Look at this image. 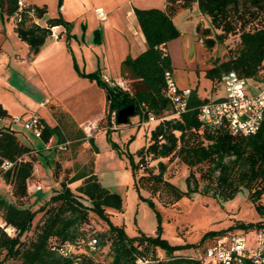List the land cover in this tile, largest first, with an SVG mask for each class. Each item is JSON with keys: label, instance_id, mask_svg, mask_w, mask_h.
<instances>
[{"label": "trees", "instance_id": "16d2710c", "mask_svg": "<svg viewBox=\"0 0 264 264\" xmlns=\"http://www.w3.org/2000/svg\"><path fill=\"white\" fill-rule=\"evenodd\" d=\"M166 8L134 9L139 26L146 38L147 48L138 56L128 54L121 63L122 76L131 80L132 91L111 86L104 81L100 69L86 73L82 71L73 56L74 68L81 77L96 81L105 90L107 99L108 132L112 130V116L120 109L134 104L141 121H148L150 115L160 120L150 131L148 142L138 151L139 160L134 163L135 185L148 189L152 194L165 192L171 197L172 204L184 196L194 193L211 194L220 201L233 198L240 190L249 191V199L264 216V121L260 130L252 135H233L227 127H214L203 122L199 117L200 107L209 102L208 97H201L197 89H191L186 111L172 116L174 103L167 94V71L173 73V61L168 52V43L181 36L182 32L173 20L180 10L198 5L200 12L207 16L211 26L220 30L212 37V27L197 31L206 48H213L216 43H223L232 34L239 35V44L231 50L227 61L217 62L206 71V76L213 82L220 83L224 73L235 70L245 78H259L264 71V0H165ZM63 0H59L61 8ZM36 18H43L47 5H31ZM17 9V0H0V13L8 18ZM54 25L65 26L70 39L72 24L62 15L48 18L46 25L36 23L28 13L23 21L15 25L18 37L29 47V56H37L51 35ZM98 42L100 30L98 31ZM69 46V45H68ZM2 47L0 45V53ZM61 112L68 116L60 106ZM11 117L8 109L0 102V120ZM43 124L42 140L47 144L57 136L59 142H65L60 125L51 126L41 118ZM78 144L83 143L85 135L80 132ZM82 137V138H81ZM97 153L98 147L93 137L88 138ZM25 144L11 125L0 126V176L10 183L14 201L0 192V218L17 228L16 236H9L0 229V264L13 260L17 264H96V256L108 246L109 264H206L204 259L191 256L173 255L165 240L157 235H148L139 230L137 236H129L123 226L115 224L110 209L122 211L124 199L118 192L105 187L95 170V158L90 166L81 169L63 168L60 160L53 161L55 175L60 179V191L41 205L43 212L40 221L30 235L35 210L26 206L29 196V181L33 179L35 163L41 149ZM28 156V158H25ZM178 158L190 169L186 177V188L182 189L165 178L168 163L164 159ZM5 160L14 162L9 169H3ZM149 160H158L157 171L149 166ZM206 165L200 179L192 170ZM143 173L137 177V171ZM63 173V176L60 174ZM204 184L201 186V181ZM79 182L76 191L71 184ZM86 197L90 206L80 199ZM149 203L155 206L154 200ZM105 221L108 228L93 233L87 225L91 222V213ZM241 228H264V219L256 223L238 224ZM231 227L229 229H234ZM209 231L205 240L226 232ZM96 238L98 250L91 251L86 243ZM76 244V251L64 256L58 247L65 243ZM168 250V255L161 258L158 246ZM211 264V263H208ZM222 264V263H215Z\"/></svg>", "mask_w": 264, "mask_h": 264}, {"label": "rangeland", "instance_id": "374dc122", "mask_svg": "<svg viewBox=\"0 0 264 264\" xmlns=\"http://www.w3.org/2000/svg\"><path fill=\"white\" fill-rule=\"evenodd\" d=\"M46 1L49 5L46 18H49L53 16L52 12L55 15L58 13V0ZM80 4L83 11L75 16L74 21L77 23L79 41H82L83 35V30L80 27L84 18L82 14H85V18L89 22L90 27L86 40L94 50L90 49L88 44L86 45L88 48L85 49L87 58L85 64L86 70L93 71V68L98 67L97 53L104 58V54H106L107 49H110V46L115 52L116 48L121 47L124 43V38L129 35L125 31L123 36L114 35L111 32L104 33V42L98 45L97 37L100 27L97 22L100 21L95 8L100 5V2L81 0ZM190 11V15L195 20L193 24L185 18L189 11H182L176 18L183 35L180 40L172 42L169 49L174 62V78L181 87L197 89L201 97L214 100L217 96L225 93V88L222 82L216 83L209 79L206 76V71L217 62L227 61L230 58L231 50L238 47L239 35L232 34L225 42L216 43L213 48L208 49L197 31V26L200 25L202 29L212 27L211 22L207 16L200 13L198 8ZM119 15L122 16L121 12ZM201 17L203 18L201 19ZM84 22L86 21L84 20ZM13 27L15 29L13 20L0 13V45L4 53L2 59L7 63L14 57L18 60L22 59V56L30 58L29 54L27 55L25 52V48H21L16 42L18 40L12 34ZM219 32L220 30L212 27L211 36L215 38ZM58 33L60 37L63 36L60 32ZM100 33L103 36L101 31ZM79 41L74 40L73 42L79 47ZM59 53L61 55L60 67L47 65V62L43 61L37 69L32 68L33 71H28L25 67L17 66L18 64H15L14 60L11 65L8 63L10 68L0 66V102L10 105L12 112L11 117L0 120V126L11 125L17 131L19 138L35 149L33 154L38 153V149H41L36 159L34 177L29 181V196L26 199V206L36 211L32 228L26 233L27 238L32 235L35 226L42 217L41 205L61 189L60 179L55 175L53 161L60 160L63 168L81 169L90 166L94 158L96 172L104 186L118 192L124 199L122 211L113 209L109 211L112 215V221L123 226L129 236H137L139 230L148 235H157V232L160 231V238L165 240L173 255L204 259L205 263L208 264L209 259L205 257V250L209 243L208 239L205 240L207 232L236 227L227 231L238 230L248 236L254 233L253 228L238 227L241 222L256 223L264 219V216L257 211L249 199L247 189L240 190L227 201H220L211 194L194 193L191 196H184L175 204H172L171 197L165 192L152 194L148 189L140 188L138 190L135 185L133 166L139 160L137 153L148 142L150 130L154 124L139 125L140 116L134 114L126 124H119L112 118L113 123L111 125L115 128L108 132L107 109L101 119L86 120L80 124L72 123V120L61 112L60 106L64 105V108H67L69 102L74 104L73 98L67 99V97L81 88V84L74 80L71 60L66 59L62 51ZM82 63L84 62L82 61ZM14 68L22 74H19ZM106 74L109 78L119 79L113 77L109 70L106 71ZM119 80H123L128 90L132 91L131 80L123 76ZM42 102H45L44 105ZM33 114H37L49 124L58 122L66 141L59 142L56 137L47 147L42 138L35 136L32 131L26 130L22 123L12 122L13 116L23 115L25 119H28ZM89 124L95 126L85 128ZM80 132L85 135L86 139L83 140V143L78 144ZM91 137L94 138L98 147L97 153L88 141V138ZM164 161L168 163L165 178L185 189L186 177L191 169L178 158L164 159ZM157 163L158 160L148 161V165L154 166L155 171H157ZM204 169H206V165L195 167L192 170L200 179L201 171ZM142 173L143 169L140 168L137 171V177ZM60 176H63V173ZM200 181L202 186L204 182ZM78 184L79 182H76L70 186L76 191ZM36 185H41L42 188L37 190ZM0 192L9 200H15L11 194L10 183L6 182L2 176H0ZM150 198L154 200L155 206L150 205ZM261 202L264 203V196ZM87 227L93 234L106 230L108 225L92 212L91 222ZM157 250L161 258L168 255L167 248L162 245H159ZM108 251V246L103 248L102 253L96 256V264H109ZM3 257L2 254L0 259ZM2 264H17V262L9 260Z\"/></svg>", "mask_w": 264, "mask_h": 264}, {"label": "built area", "instance_id": "2783aa9c", "mask_svg": "<svg viewBox=\"0 0 264 264\" xmlns=\"http://www.w3.org/2000/svg\"><path fill=\"white\" fill-rule=\"evenodd\" d=\"M29 0H17V9L11 16V19L17 25L24 19L28 13L34 17V10ZM96 12L101 20H106L107 16L102 8H97ZM59 25L51 27V37L59 39ZM259 78H245L240 76L235 70L227 71L223 74L221 82L224 85L225 93L219 99L210 100L200 107L199 117L208 125L214 127H227L233 135L248 136L257 133L264 121V71L259 73ZM167 94L174 103L172 116H178L186 111L188 97L191 89H181L175 82L173 73L167 71ZM105 82L111 86H120L128 90L123 80H112L108 76H103ZM113 119L116 120V113H113ZM163 117L149 116V121L159 122ZM12 122L22 123L26 130L32 131L35 136L41 138L43 133V124L41 117L33 114L28 119L23 115L13 116ZM89 124L87 127H94ZM86 130V129H85ZM14 162L5 160L2 164L3 169H9ZM41 185H36L40 190ZM85 205L90 206L86 197L80 199ZM0 229L4 230L9 236L17 235L18 230L15 226L1 220ZM254 233L251 236L238 230L226 231L208 239L209 243L205 250V257L209 263L222 264H264V228H253ZM91 251L98 250V241L96 238L89 239L87 242ZM58 251L64 256H70L76 251V244L65 243L58 247Z\"/></svg>", "mask_w": 264, "mask_h": 264}, {"label": "crops", "instance_id": "0c3cea01", "mask_svg": "<svg viewBox=\"0 0 264 264\" xmlns=\"http://www.w3.org/2000/svg\"><path fill=\"white\" fill-rule=\"evenodd\" d=\"M97 1L100 2V5H98L95 8V12H96L97 8H102L104 10L106 16H107L106 20H101L100 17L98 16L97 12H96L97 17L100 21V22H97V24L99 25L100 31L102 32V35H103V36L100 35L98 45H101L104 42V33L106 34V33L111 32L114 35H122L123 36L124 33L126 32L127 35H129V36L124 38L125 39L124 43L122 44L121 47L116 48L117 50L115 52L111 49V46H110V49L106 50V54H104L105 55L104 58H102L100 56V54L97 53V57H98L97 65H98V67L96 69H94L92 67L93 71L90 69L88 71V70H86V64H85L86 60H87L86 54H85V49H87L89 47L90 49L94 50V48L92 46H89V44L87 43V40H86V36H87L88 30L90 27L89 22L85 18V14H82V16L84 18L80 24V27L83 30V35H82V41L81 40L79 41L80 38H79V35L77 33V28H76L77 23L74 21L75 16L78 13H81L83 11V8L81 7V4H80L81 0H63V4H62L61 8L59 7V0H58V8H59L58 13L55 15V13L52 12L53 16L49 17V18H52V17H57L59 15H62L65 20L69 21L72 24V29L70 31L71 36H70L69 40H67L68 32H67L65 26L61 25L58 29V32H60V34H62L63 36L60 37L59 39H55L51 36L48 37V39L46 40L45 44L42 46V48H41V50L37 56H35L34 58L28 59V56H22L21 55L22 59L18 60V59H16V57H14V58H12V60H10V62H8L11 65L12 61L14 60L15 64H18L17 66L23 67V68L25 67V69H27L28 71H30V70L33 71V69H37L39 67V64L42 63L43 61L47 62V65H50L53 67H60L61 55H59L60 54L59 51H62L64 53L66 59H68L69 61L71 60L70 62H71L73 69H74V71L72 70L74 72V75H73L74 80L76 82H79V84H81V88L75 90L74 92H72V94H70L67 97V99L73 98L72 102L74 104L69 102L67 104V108H64V105L61 104L63 106V108L67 111L68 117L72 120V123H75V124H80L86 120L103 118V116L106 113V109H107V99H106L105 90L102 89L100 86H98L96 81H92L88 78L81 77L77 73V71L74 68L73 56L75 57L79 68L86 73L94 72V71L100 69L102 76H105V75L108 76L106 74V71L109 70V73L113 77L121 79L122 78L121 63L124 60V58L128 54H131L134 57L138 56L140 53L145 51L147 48L146 38H145V36H144L140 26H139V23L137 21L134 9L136 7H138V8L157 7V8H161V9L166 8V1L165 0H97ZM29 3L31 5H38V6L47 5L48 12H49V5H48L46 0H29ZM196 8H198V5L194 4V6L192 8L182 9L177 14H175L173 16V20L177 24V26L179 27V24H178L176 18L184 10L189 11L188 15H186L185 18L187 19V21L189 23L192 22L191 24H193V22H195V20H194V17L192 15H190L191 14L190 10L191 9L196 10ZM120 12H121L122 16L119 15ZM46 16H47V14L41 19L37 18V22L42 24V25H46L47 20H48V18H46ZM202 18L203 17H201V19ZM84 20L86 22H84ZM103 22H104V24H103ZM12 32H13L12 34H14V36L18 40V41H16L18 43V45L21 48H25V52L28 55L29 54L28 45L18 37L14 27H13ZM181 32H182V30H181ZM182 35H183V32H182L181 36ZM5 37H8V36H5ZM180 37H178L177 39H174L168 43V52H169L170 45L172 44V42H175L176 40H180ZM74 40L79 41V43H78L79 47L76 46V44L73 42ZM87 44H88V47L86 46ZM3 54L4 53L2 51L0 53V66H2L4 68H7V67L10 68V65H8L7 62L3 61V59H2ZM18 55H20V54H18ZM82 61L84 63H82ZM172 61H173V58H172ZM173 67H174V62H173ZM14 70L17 71L16 68H14ZM17 72L19 74H22L19 71H17ZM25 72H27V71L25 70ZM173 76L175 77L174 71H173ZM174 79H175L176 84L181 89H185V88L193 89L191 87H181L177 83L176 78H174ZM112 80H116V79H112ZM223 95L217 96L216 99L221 98ZM78 96H79V98H76ZM74 99H75V101H74ZM44 103L45 102H42L43 105H44ZM3 105L8 109L9 113L11 114L12 112L10 110V105H7L5 102ZM151 123L154 124L151 128V130H152L155 127V125L158 123L157 121H149V120L148 121H140L138 124L139 125H145V124L150 125ZM49 125L56 126V125H58V122L55 121L54 124H49ZM112 128H115V127H112ZM56 137L57 136L53 137L50 140V142L46 144L47 147L53 141V139Z\"/></svg>", "mask_w": 264, "mask_h": 264}, {"label": "water", "instance_id": "95a60500", "mask_svg": "<svg viewBox=\"0 0 264 264\" xmlns=\"http://www.w3.org/2000/svg\"><path fill=\"white\" fill-rule=\"evenodd\" d=\"M136 112L135 105L130 104L119 110L117 115V122L119 124H126L129 122V119Z\"/></svg>", "mask_w": 264, "mask_h": 264}]
</instances>
